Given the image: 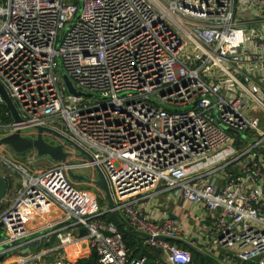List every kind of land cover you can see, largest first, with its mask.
I'll list each match as a JSON object with an SVG mask.
<instances>
[{
	"label": "built area",
	"instance_id": "built-area-1",
	"mask_svg": "<svg viewBox=\"0 0 264 264\" xmlns=\"http://www.w3.org/2000/svg\"><path fill=\"white\" fill-rule=\"evenodd\" d=\"M62 72L91 97L70 94ZM0 84L22 120L0 96V139L47 127L76 142L118 214L168 263L192 262L171 242L192 233L144 205L163 195L213 215L208 243L225 262L264 264V0H0ZM1 148L0 174L20 180L1 203L7 242L54 206L64 218L45 234L62 250L85 244L99 264H147L95 195L73 186L68 171L92 168L88 159L73 149L85 163L32 171ZM52 264L73 262L63 253Z\"/></svg>",
	"mask_w": 264,
	"mask_h": 264
},
{
	"label": "crops",
	"instance_id": "crops-1",
	"mask_svg": "<svg viewBox=\"0 0 264 264\" xmlns=\"http://www.w3.org/2000/svg\"><path fill=\"white\" fill-rule=\"evenodd\" d=\"M65 152L68 154V157H72V159L76 158V153L73 149L66 147ZM31 154L32 155L28 157L33 158L37 163L40 162L36 151H31ZM68 161L71 162L70 158H68ZM38 166L40 165L38 164ZM19 187L20 180L16 177V179L14 178L13 180L7 198L13 200ZM83 190L80 191L83 192ZM156 202L157 201H153L144 205L150 209L149 211L153 213V215L161 218L169 217L174 219L179 225L185 227L192 233L190 234L191 237L187 234L186 237L185 235L182 237L184 239L176 238L171 241L180 248L188 249L192 252V262L190 264H199V262L203 260L200 258L196 259L193 253H197L201 258H204V264H231L224 260V255L227 254L226 251H222L219 247L214 248L213 243H208V227H210L213 218L211 213L204 208L194 207L183 199L165 200L163 203L159 200L157 204ZM162 208H164V210H162ZM103 210L106 211L104 208ZM63 218L64 215L62 211L54 206H49L42 215L36 216L30 221L28 226L30 234L24 240L16 243H9L5 238L0 237V255L5 256L1 264H20L21 259H27L30 264H52L54 259L63 253L67 259L73 263L79 259L89 258L92 253L84 246L85 244L81 246L74 244L66 248V250H62L55 236L50 235V232L48 236H46L45 233H47L48 225L58 223L63 220ZM0 233L5 237L4 231ZM130 237L134 240L130 243L132 247L127 246V248L132 258L145 256L148 258L147 264H156V261H160L163 264H170L162 252L148 248L145 244V239L135 236ZM217 252L220 253L219 256ZM72 253L80 255L71 259Z\"/></svg>",
	"mask_w": 264,
	"mask_h": 264
},
{
	"label": "water",
	"instance_id": "water-1",
	"mask_svg": "<svg viewBox=\"0 0 264 264\" xmlns=\"http://www.w3.org/2000/svg\"><path fill=\"white\" fill-rule=\"evenodd\" d=\"M63 79L65 81L66 87L70 94L76 96H83V97H91V95L86 94H79L72 86L68 76L62 72ZM0 96L11 113V117L13 121L16 123H21L22 120L17 112V109L9 97L5 88L0 84ZM46 135H52L58 138L61 141L59 145H52L45 140ZM3 146H8L12 148L16 153L23 154L27 153L28 151L35 150L39 157H48L53 161L60 162L63 164H69L68 154L65 152V148L67 146H71L76 152H78L82 157L88 159L91 163V167L95 170L97 180L91 181L88 177L77 174L72 172L71 170L68 171V175L72 181H77L80 183H91L93 182L95 186H97L105 195V199L108 204V211L107 213L112 214L115 222L121 226L119 214L116 210V205L112 197L111 189L108 183V180L105 176L104 171L102 168L94 163L93 157L87 153L80 145H78L73 140L69 139L68 137L62 135L61 133L47 127H39L36 129V133L33 138L23 137L21 135V131H17L16 133H12L0 139V148ZM7 193V182L0 174V205L3 202ZM3 231V225L0 223V232ZM125 233L129 236H135L143 239H149L150 237L146 234L137 232V231H129L124 230ZM86 231H81V236L85 235ZM0 237H3L0 233ZM86 247V245H84ZM5 256L0 255V264L3 262Z\"/></svg>",
	"mask_w": 264,
	"mask_h": 264
},
{
	"label": "rangeland",
	"instance_id": "rangeland-1",
	"mask_svg": "<svg viewBox=\"0 0 264 264\" xmlns=\"http://www.w3.org/2000/svg\"><path fill=\"white\" fill-rule=\"evenodd\" d=\"M88 100H93V99L88 98ZM25 132L28 133V132H31V130L24 131V133ZM28 137H31L30 133H29ZM45 140L52 145H57V144L61 143V141L58 138L52 137V136H46ZM69 149H71V148L69 147ZM31 151H35V150H31ZM31 151H28L27 153H23V154H18L12 148H10L8 146H3L1 148L2 154L4 156H6L8 159L15 160L18 163H23L24 165L28 166L32 171L40 170L43 168L47 169V168L54 167V166H57L60 164V162L53 161L52 159H50L48 157H39L38 160L40 162H38V163L36 162L34 164H29L28 161L31 158H27V157L32 155ZM75 157H76L75 159H72V157H68V158H70V161H71L70 163L72 165H78V164L81 165V164L86 162L85 158L80 157V155L78 153L76 154ZM38 164L40 166H38ZM74 173L86 176L91 181L97 180V176H96L95 170L93 168H86V169L85 168H79ZM15 179H16V177H15ZM72 184L76 189H79V190L84 189L83 192H85V193H90V192H91V194L94 193L96 196V201H97L99 207H100V203H99V200H100L102 207L104 209H106V211L108 210V207H107L108 204L106 203L104 193L97 186H95L93 182H91V183H80L77 181H72ZM166 198H167V195H163V196H160L159 200L161 203H163V202H165ZM162 210H164V208H162ZM120 215L122 216V214H120ZM3 238H5V237L3 236ZM248 264H250V263H248ZM255 264H257V263H255Z\"/></svg>",
	"mask_w": 264,
	"mask_h": 264
},
{
	"label": "trees",
	"instance_id": "trees-1",
	"mask_svg": "<svg viewBox=\"0 0 264 264\" xmlns=\"http://www.w3.org/2000/svg\"><path fill=\"white\" fill-rule=\"evenodd\" d=\"M4 109H5V107H4ZM1 111H3V108H0V112ZM2 121L5 122V123H8V124L12 122L10 117L9 118L2 117ZM11 187H12V183L8 182V180H7V193H6V196H8V194H9L8 192L10 191ZM99 203H100V208L102 209V211H104L100 200H99ZM106 203H107V201H106ZM4 208H5V205H0V212H2ZM119 218H120L121 226H119L115 222L112 214L106 213L103 216V220H105L106 222H114V223L117 224L119 232L122 234L125 244L129 247V246H131L130 243L134 239L132 237H130L129 235H127L124 230L126 229V230H129V231H132V228L128 225V223L125 221V219L121 215H119ZM78 255H80V254L72 253L71 259H74V258L78 257ZM193 255H194V257L196 259L200 258V259L204 260V258H201V256H199L197 253H193ZM203 260H201V262H199V264H204ZM73 264H99V263H98L97 255L96 254H92L89 258H87V259H79L76 262H74Z\"/></svg>",
	"mask_w": 264,
	"mask_h": 264
}]
</instances>
